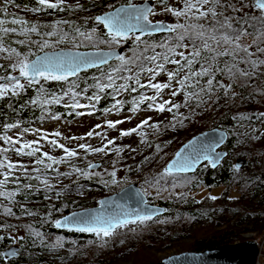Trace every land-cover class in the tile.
I'll return each instance as SVG.
<instances>
[{"label": "snow or ice", "instance_id": "obj_1", "mask_svg": "<svg viewBox=\"0 0 264 264\" xmlns=\"http://www.w3.org/2000/svg\"><path fill=\"white\" fill-rule=\"evenodd\" d=\"M39 7L30 9L38 13L47 9L64 11H88L82 5H69L67 0H37ZM19 8L16 0H3L0 6V100L18 97L26 87L40 84V81H69L70 78L79 79L80 73L88 69H97L100 75L95 76L91 85L95 92L85 96L89 103L80 102V97L86 89L75 91L79 85L75 80L63 95H52L48 98L43 85L40 91L43 96L30 101L33 105L42 108L45 105L60 104L65 96H69L71 103L66 107L76 109H90L87 113L76 112L77 115H92L96 105L101 101L102 94L107 93L115 101L111 108L105 112L123 110L124 101L118 99L124 93H137L133 97L130 109L135 113L141 110V105H146V110L158 113H171L169 122L174 130L179 124L190 120L196 114V109L209 104L217 93L223 92L224 96L231 93L235 97L236 86H251V81L264 77V0H182L179 7L165 6L164 11L177 18L176 23L153 22L150 17L156 15L155 7L150 0L137 4L134 0H126L119 6L110 5L112 9L101 15L85 18L92 19L95 25H102L105 30L104 38L97 34V28L87 29L75 21L59 19L51 24H32L18 16L9 17V7ZM67 26V30L65 28ZM47 29L41 31V29ZM164 34L163 39L150 40L156 34ZM37 38H33V37ZM22 37V39L13 38ZM133 42L130 55L119 53L115 49L128 41ZM70 44L64 48L61 45ZM101 45L108 46L110 51L101 50ZM94 48L95 51H81V49ZM118 63H110L111 61ZM107 66V67H105ZM166 76L164 82L158 81L161 75ZM147 82H143L144 78ZM227 81V82H226ZM153 94L149 95L147 91ZM167 91V98L165 92ZM261 94H264L262 90ZM176 97H182L181 102H176ZM181 109L189 110L185 115ZM264 117V113L260 114ZM53 115L52 119H59ZM251 119L250 117H242ZM130 119V118H129ZM124 121H107L108 128H116ZM6 130L18 128V124H7ZM97 128L102 127L97 125ZM151 128L155 132L161 131L159 123H151L150 118L142 120L135 128L124 130L121 136L128 137L134 133L140 136V143L148 147V133L144 129ZM24 129L23 132H28ZM37 132L39 130H36ZM34 135L36 132L33 133ZM49 135L61 137L60 132L43 134L40 139L24 141L23 133L17 138L9 135H0L7 147H0V216L15 217L13 206L20 202L16 199L25 190L39 191L40 188L32 183L22 182L35 180L43 186L45 191H52L56 185L50 179L60 180L61 177L91 178L99 177L105 186L119 185L117 178L119 169L117 161L112 163V170L103 168L102 164L88 161L85 168H80L72 163L74 160H87V155L108 156L115 152L118 156L124 152L123 147H113L116 140L107 139L103 133L95 130L89 131L86 137H71V140L87 139L94 135L106 140L102 146L93 147L90 144H79L77 149H72L57 139H49ZM207 136L208 134H204ZM41 140H46L55 148L61 149L63 156L56 157L41 150ZM224 135L217 134L208 140L197 137L189 141L178 152L174 159L167 163L161 172L146 179L143 195L149 194L150 188H155L157 195L168 192L176 198L184 196L175 193L177 187H186L190 182L189 172H193L202 161H208L216 166L219 155L216 148L223 142ZM83 150L84 157L80 156ZM135 152V148H129ZM157 153L164 149L156 144ZM14 151L19 156L35 157L34 166L29 171V166L21 162H13L7 153ZM149 158H145L147 161ZM68 164L70 172H61L58 165ZM42 166V168L40 167ZM103 168V171H96ZM131 171V167L128 169ZM55 173L51 178L47 172ZM32 173H35L33 175ZM105 174L110 179H104ZM171 178L170 180L167 178ZM10 185L12 186L10 188ZM62 195L56 192V197ZM140 195V193H137ZM46 199L51 197L46 196ZM186 198V197H185ZM209 199L216 200V196ZM99 207L83 214L73 213L72 217L56 220V228H67L69 231L91 233L100 239L101 244L107 243V238L116 234L118 229L127 228L129 225L144 224L151 221L158 210L149 209L147 201L143 198L141 206L126 207L118 205L114 199L98 201ZM22 214L35 215L27 207L20 205ZM49 216L51 213L48 214ZM163 223V221H160ZM9 223L0 224V231L8 232V239L13 244L21 243L25 237L12 235L9 230L15 229ZM26 228L30 235L43 241V234L36 231L31 225ZM5 240V235H0V241ZM56 246H62L58 238ZM18 252L11 249L0 252V260L7 264L8 260L17 256ZM167 264V262H166Z\"/></svg>", "mask_w": 264, "mask_h": 264}, {"label": "trees", "instance_id": "obj_2", "mask_svg": "<svg viewBox=\"0 0 264 264\" xmlns=\"http://www.w3.org/2000/svg\"><path fill=\"white\" fill-rule=\"evenodd\" d=\"M125 2L126 0H102L101 5H99L101 8L100 12L104 13L106 11H110L112 10L109 7L110 5L119 6L120 4ZM163 2L168 3V6L179 7L182 3V0H175V2L180 3L179 6H177V4L172 5L168 0H164ZM233 2H235V0H233ZM2 3L3 0H0V6H2ZM16 3L20 5L19 8L24 9L27 13L32 14L36 18L43 16L45 18L52 19L51 23L59 19L72 20L77 24L84 25L88 29L86 25L87 23L85 24V18L87 17L83 15L86 11H81L82 13L79 16L76 15V11L60 12L55 9H47L38 13H33L32 11H30V9L39 7L37 0H16ZM82 6L90 10L93 7H97L98 4L97 2H90ZM12 16L17 15L9 13V17L11 18ZM27 21L32 24L39 25L51 24L43 21ZM87 21H91V19H88ZM65 28L67 30V26H65ZM46 30L47 29L44 28L41 29V31ZM104 31L105 30L102 26L101 31L97 32L100 38H104ZM13 38L22 39V37ZM33 38L37 37L34 36ZM163 38V33L154 35L152 37H145V39L150 40H159ZM61 47L68 48L70 46L61 45ZM119 47L123 48L125 54L130 55L131 53L129 50L133 47V42L130 40ZM102 49L109 48L106 45H101V50ZM92 50L95 51L96 49H81V51ZM0 62L4 61L0 60ZM111 63H118V61H113ZM98 75H100V72L99 70L95 69L80 73L79 79L70 78L69 81L41 80L40 84L26 87L25 91L18 97H13L10 99L5 98L3 100H0V135L6 134L12 136L15 139L21 133H23L24 138V136L27 137L28 134L34 129L45 126L49 122H77V120H79L84 115H77L76 112H88L90 111V109L72 110L66 107V103L72 102L69 96H65L64 100H62L60 104L45 105L43 108L39 105L31 104L30 101L43 96V93L40 91L41 85H43L45 92L49 94L48 98L50 99L52 95H63L65 92H67L70 86V82L75 80V82L79 85L78 88L74 89L75 91L79 92L84 89L87 90L86 93L82 92V95L80 97V102H85V104H87L89 103V101L84 97L94 94L95 89L91 87V85H93L94 83L93 78ZM162 76L164 75L162 74L160 77ZM143 82H147L146 77L144 78ZM234 90L236 92L235 97H232L231 93H229L228 96H224L221 90V92L217 93V96L214 97L209 104L195 110L196 114H204L208 108L212 107L214 111V128H219L229 133V140L226 145L235 143L237 135H240L242 139H247L256 131L262 132L264 129V117L260 116L262 112L257 106L258 98L261 95H264L261 94L262 90H264V77H261L259 80L251 81V86H236ZM138 96L139 92L124 93L123 95L118 97V99L125 102L123 105V110L119 112H117L116 110H113L112 112H105L104 109L111 108L112 104L115 101L112 99L111 95L104 93L102 94L103 98L101 99L99 104L96 105V110L91 116L94 119H100L108 116L118 117L123 114L136 115L141 112L148 111L146 110V105H141V110L138 112L133 113L130 111L132 107L131 101L133 97L138 98ZM176 99H178L177 102L182 101V97H176L175 100ZM181 111L185 115L189 114V110L181 109ZM167 114L168 118L164 123H162L160 132H155L151 128L144 129V131L148 133L147 139L152 144L151 148H155L156 144L161 145V147L165 146V143L163 142V139L160 138V136H162L163 133L166 132L163 131L166 127H171L169 122L172 120V114ZM196 114L192 116V118H195ZM53 115L59 116L60 118L52 119ZM242 117H250L251 119H243ZM188 121L189 120L185 121L184 125ZM197 123L198 122L194 121L190 123V126L196 125ZM7 124H18L19 127L13 128L11 130H6L4 126ZM183 127L184 126H180L179 124H177L175 130L172 133H180ZM24 129H29V131L24 133ZM131 136L125 138H129ZM165 136L167 138L168 135L166 134ZM138 138L141 139L140 136H138ZM183 145H185L184 142L180 143L177 146V149L172 151V154L176 150H179ZM0 147H7V145H4L3 141H0ZM7 154L15 156L17 158L31 160V164L34 166L35 157L19 156L14 151H10ZM167 158L168 160H172L173 156L170 157L169 155H165L164 160L158 163L159 168L163 169L166 166V162L168 161ZM62 165L63 164L58 165V167H61ZM40 167L42 168V166ZM85 167L86 165H83L81 168ZM261 167L262 169L260 173H258L257 171H253L252 175L248 176L246 174L247 170L245 168L237 169L230 160L226 159L217 169H212L209 164H206V166H203L195 173V175L197 176V182L194 186H192L194 190H197V188L201 186L207 189L220 188V186H240L241 189L239 193V199L233 206L231 205L233 202H230L227 199L223 201L226 206L219 209H207L201 203H199V205H196L198 207L192 211H189L188 207L186 206L187 204H184L183 206L182 204H180V202L175 203V207H172L170 203L164 201H160L159 205L167 209V213L165 215H188L189 217H193L194 219H196L199 223H213L219 219L223 222H228L236 214H241L239 217L240 227L238 232L236 230H228L224 232V235L220 239L200 241L197 244L198 250L196 252H202L207 249H215L228 244H233L237 240V238H239L238 233L242 230H245L241 227H243V225L247 223L251 224V229L254 231L264 230V214L257 213L258 210L264 207V166L261 165ZM60 171L70 172L71 170L62 171V168H60ZM32 174L35 175V173ZM47 175L51 178L55 175V173L48 171ZM51 180L57 182L70 180V183L62 188L56 187L52 191H45L43 189V186L40 185L38 181H24L22 177V182L32 183L33 185L39 187L40 190H25L16 198L20 203L13 206V211L16 212L17 216H19L20 219H16L15 217L0 216V224L9 223L16 226L15 229L9 230L12 235L25 237V239L21 243L13 244L12 241L8 239V232L0 231V235H5V240L0 241V252H6L13 246H17L20 248L18 256L16 258L8 260L7 264H63L60 261L61 259L59 258V256H61L59 255L61 253V249L65 247L67 251H71L75 248H79L80 246L85 244L88 238L94 236V234L60 230L55 227L54 222L56 220H61L74 212L84 210V207L87 204L85 205V203L77 201L76 199H70L68 195L81 196L84 194L89 195L95 193V191L100 188L98 177L92 176L91 178H84L73 175L71 177H61L60 180L50 179V181ZM11 187L12 186L10 185V188ZM183 190L184 189H182V191ZM57 191L62 192V195L58 198L56 197ZM245 191H248L250 193L249 199L244 197ZM116 192H118V190H116ZM183 194L187 195L186 193ZM46 196L51 197V199H46ZM0 202L5 204L7 203L4 201ZM20 205L27 207L33 213H35V215L26 216L22 214ZM206 212H209V214H206ZM49 213H51L50 216L48 215ZM27 225H31L36 231L41 232L44 237L43 241H41L40 238L30 235L28 229L26 228ZM58 238L61 240L63 247L56 246V241ZM230 240L231 242H227ZM133 246L134 245H132L131 240L127 241L125 247L123 248L124 252L129 251L133 248ZM0 264H4V261L0 260Z\"/></svg>", "mask_w": 264, "mask_h": 264}, {"label": "rangeland", "instance_id": "obj_3", "mask_svg": "<svg viewBox=\"0 0 264 264\" xmlns=\"http://www.w3.org/2000/svg\"><path fill=\"white\" fill-rule=\"evenodd\" d=\"M102 0H67V3L72 6L85 5L90 2H97L98 6L93 7L92 9L86 11L83 15L87 18L94 17L96 15H101L103 12L99 5H101ZM164 0H150L153 2L152 5L155 7L156 15L150 17L153 22H163V23H176L177 18L174 17L171 13L165 12L163 9L168 3H164ZM171 4L179 6L180 3L175 2V0H168ZM137 4H143L145 0H134ZM100 12V13H99ZM10 14H15L18 17H23L26 20L31 21H43L46 23H51L52 19L45 18L40 16L36 18L30 13H27L22 8H9ZM81 11H76V15H81ZM59 19V18H56ZM88 29L93 27L97 28V32L101 31L102 26L94 24V21H87ZM124 45V44H123ZM63 46H70V44H64ZM117 50H123L121 47H117ZM102 50H111V49H102ZM124 53V50H123ZM166 76L158 78V81L164 82ZM149 95L153 93L148 90ZM165 97L167 98V91L165 92ZM178 99H176V102ZM85 104V102H82ZM257 106L262 113H264V95H261L257 100ZM87 113V112H85ZM214 111L211 108H208L204 114H196L195 118L189 120L180 133L173 134L171 127H166L160 138L163 139L165 146L162 147L164 150L160 153H157L155 148L148 147L145 144L140 143L138 135L133 134L129 138L121 136V132L124 130H130L135 128L142 120L149 119L151 123H159L160 126L168 118L167 113H158L151 110L141 112L136 115L132 114H123L121 116H108L100 119H94L91 115L82 116L77 122L74 123H63L59 121L49 122L47 125L39 127L31 131L27 137L24 136V141H32L40 139V136L43 134H51L55 132H60L61 137H55L49 135V139H57L59 143L65 144L69 148L77 149L79 144H90L93 147L102 146L103 143H106V140L101 139L100 136H93L87 139H77L71 140V137H86V134L89 131L95 130L96 132L103 133L106 135L107 139L116 140V145L113 147L119 146L123 147L125 150L119 156L112 152L108 156L103 155H87L80 150V156L84 157L87 155V160H74L72 161L78 167L86 165L88 161L94 163H99L103 165V168H107L108 171L112 170V163L117 161L116 167L119 169L117 172V178L121 180L119 185H110L105 186L103 181L98 177L100 188L95 191L93 194L89 195H68L70 199H76L85 203V209L99 207L98 201L113 195L116 190L120 192L124 188L137 184L138 187L143 191L146 187L145 180L152 179L153 176L161 172L163 169L158 167V163L164 160L165 155L170 157H175V153L179 150H176L173 154L172 151L177 149V146L184 142L188 143L191 139L202 134L204 132L213 130L214 128ZM130 118V119H129ZM107 121H124V123L118 124L116 128H108L106 126ZM198 122L196 125H191L192 122ZM97 125L102 127L97 128ZM216 129V128H214ZM36 130H39L38 132ZM36 132L34 135L33 133ZM168 135L167 138L165 135ZM182 147V146H181ZM180 147V148H181ZM129 148H135V152H131ZM41 150L48 152L50 155L60 157L64 153L61 149L55 148L49 144L46 140H41ZM222 150L228 152L227 160H230L233 165L238 169L236 164L239 161H244V164L241 165V168L247 170V175L251 176L253 171L260 173L262 167L264 166V129L262 132L256 131L247 139H242L240 135H237L235 143L231 145H226ZM7 156L13 162H21L29 166V171L33 165L32 161L23 158H17L12 155ZM149 158L145 161V158ZM225 159V160H226ZM168 160V158H167ZM171 159L166 162L169 163ZM208 164V163H206ZM204 164L203 166H206ZM261 164V165H260ZM202 166V167H203ZM131 167V171H129ZM166 167V166H165ZM201 167V168H202ZM62 171L71 170L68 164H63L61 167ZM103 168L97 169L96 171H103ZM190 177V182L186 187H177L175 193H186L181 198H176V195L173 194L169 196L168 192H163L160 195H157L155 188H150L149 194L146 195L149 204L161 207L159 205L160 201L170 203L172 207H175V203L180 202L188 207L189 211L197 208L199 203L204 205L207 209H219L225 207L223 203L225 199L230 202H235L239 199L240 186L232 185L231 187L220 186V188L207 189L203 186L198 187L197 190H194V186L197 182V176L195 174L187 175ZM104 179H110L106 174ZM167 179H171L170 177ZM50 183L56 185V187H64L70 180L64 182H57L51 180ZM96 189V188H93ZM182 189H184L182 191ZM117 193V192H116ZM210 196H216V200L209 199ZM186 197V198H185ZM244 197H250V193L245 191ZM167 210L166 208H164ZM176 209V208H175ZM210 211V210H209ZM228 211V210H227ZM247 212V211H246ZM167 211H165V214ZM257 213L264 214V207L257 211ZM163 215L157 218L152 219L144 224H135L129 225L127 228L118 229L116 234L112 237L107 238V243L101 244L99 238L95 235L88 238L85 244L79 248H75L71 251H67L65 247L61 249L59 255L60 261L63 264H157L162 260L179 255L185 252H196L198 250L197 244L203 240H217L222 238L225 231L236 230L239 231V217L241 214H236L228 222H223L222 220H217L216 222H204L199 223L193 217L188 215ZM209 214V212H206ZM160 221H163L161 223ZM251 227L250 223H247L241 227L242 229H248ZM245 230L240 231L237 235L241 239V235L245 233ZM86 234V233H85ZM232 234V233H231ZM237 238V239H239ZM131 240L133 248L127 252H124L123 248L127 241ZM227 242H231L227 241ZM63 247V245H62ZM74 247V246H73ZM58 254V253H57Z\"/></svg>", "mask_w": 264, "mask_h": 264}, {"label": "water", "instance_id": "obj_4", "mask_svg": "<svg viewBox=\"0 0 264 264\" xmlns=\"http://www.w3.org/2000/svg\"><path fill=\"white\" fill-rule=\"evenodd\" d=\"M151 3H153V2H151ZM156 35H158V34H156ZM115 50L119 53H123V50H117V49H115ZM92 51H94V50H92ZM104 51H110V50H104ZM113 61H111V62H113ZM91 70H95V69H88L86 71H91ZM81 73H83V72H81ZM204 134H208V135L205 136ZM217 134H223L224 140L219 145V147L216 148V154L219 155V159L217 160L216 166L213 167L211 165V163H209L208 161H202L196 167V169L193 172H189L187 175L195 174L206 163H208L212 169H217L221 165V163L227 158L228 152L222 150V148L226 146V144L229 140V133L227 131L216 128V129H213L210 131H206L202 134H199L198 136L194 137L193 139H196L197 137H199L202 140L206 141L209 138H211ZM193 139H191V140H193ZM183 147H184V145L181 148H183ZM243 164H244V161H239L236 164V166L238 168H241V165H243ZM137 193H140V195H137ZM142 198L147 201V206L149 209L158 210V213H157V215L154 216V218L163 216L165 214L166 210L164 208L156 207V206L149 204L147 197L145 195H143V192L141 191V189L138 187L137 184H132V185L124 188L120 192H117V193H115L109 197H106L102 200L114 199L118 205H125L126 207L131 208V207L141 206L139 204V202L141 201ZM97 208L98 207L88 208V209L77 211L74 213L83 214L85 212H89V211L95 210ZM72 215H73V213L70 214L69 216H66V217H72ZM59 229L60 230H68L67 228H59ZM73 232H76V231H73ZM78 233H80V232H78ZM86 234H91V233H86ZM11 249L17 250V252L19 254V251H20L19 247L13 246L10 249H8L6 252H8ZM18 254H17V256H18ZM257 255H258V245L253 241H246V242L241 243V244H232V245L228 244V245H225V246H222L219 248H215V249H207V250H204L202 252H185V253H182L179 255H174V256L168 257V258L162 260L161 262H159L157 264H166V262H167V264H255ZM17 256H15L13 258H16ZM13 258H11V259H13Z\"/></svg>", "mask_w": 264, "mask_h": 264}, {"label": "built area", "instance_id": "obj_5", "mask_svg": "<svg viewBox=\"0 0 264 264\" xmlns=\"http://www.w3.org/2000/svg\"><path fill=\"white\" fill-rule=\"evenodd\" d=\"M253 241L258 245L257 263H264V230L254 231L249 227L245 233L241 235V239H237L235 243Z\"/></svg>", "mask_w": 264, "mask_h": 264}, {"label": "bare ground", "instance_id": "obj_6", "mask_svg": "<svg viewBox=\"0 0 264 264\" xmlns=\"http://www.w3.org/2000/svg\"><path fill=\"white\" fill-rule=\"evenodd\" d=\"M241 243H244V242H240V243H233V244H241ZM232 245V244H231ZM256 264V263H255ZM257 264H264V263H257Z\"/></svg>", "mask_w": 264, "mask_h": 264}]
</instances>
